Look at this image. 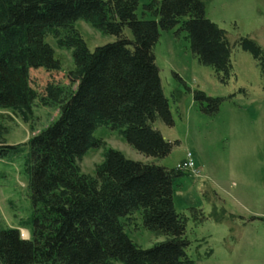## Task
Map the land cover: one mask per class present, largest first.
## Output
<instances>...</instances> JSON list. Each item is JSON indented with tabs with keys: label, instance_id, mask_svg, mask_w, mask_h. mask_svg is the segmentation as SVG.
Masks as SVG:
<instances>
[{
	"label": "trees",
	"instance_id": "16d2710c",
	"mask_svg": "<svg viewBox=\"0 0 264 264\" xmlns=\"http://www.w3.org/2000/svg\"><path fill=\"white\" fill-rule=\"evenodd\" d=\"M208 0H151L139 16L140 0H0V109L29 110L37 95L31 72L56 71L60 62L48 42L73 50L76 87H46L57 103V119L23 144H0V158L27 155L32 216L21 226L31 237L0 221L2 264H195L188 255L186 217L176 209L175 169L127 158L109 148L93 179L77 159L103 146L101 127L121 129L127 143L147 157H167L175 143L155 127L174 126L154 48L162 31L188 35L203 64L228 76L233 46L228 33L207 17ZM149 16V17H148ZM86 20L116 40L91 50L73 24ZM129 30L130 35L126 33ZM243 51L264 68V48L243 37ZM202 112L219 111L221 97L197 90ZM178 143V141H176ZM139 211L148 230L167 236L144 249L122 219Z\"/></svg>",
	"mask_w": 264,
	"mask_h": 264
},
{
	"label": "rangeland",
	"instance_id": "374dc122",
	"mask_svg": "<svg viewBox=\"0 0 264 264\" xmlns=\"http://www.w3.org/2000/svg\"><path fill=\"white\" fill-rule=\"evenodd\" d=\"M150 1L140 0L139 16ZM206 13L227 31L233 46L228 76L203 64L192 53L188 35L176 29L162 31L154 48L175 121L170 127L157 120L155 127L175 143L172 152L161 159L147 157L127 143L121 129L101 127L95 136L103 146L87 151L77 164L81 173L96 179L107 150L113 148L132 160L175 168L180 173L174 180L175 206L186 217L188 255L195 264H264V68L238 44L249 36L264 48V0H208ZM73 26L91 50L116 40L83 19ZM126 33L131 36L129 30ZM47 40L60 68L31 72L30 85L37 97L28 111L0 109V144L26 143L57 119L59 104L45 101L48 84L66 92L76 87L70 80L73 50L59 46L53 36ZM197 90L221 97L219 111L202 112L194 100ZM188 152L195 166L179 170ZM26 160V154L0 158V221L18 227L29 239L31 227L21 226L34 210ZM122 222L144 249L167 239L145 228L139 211Z\"/></svg>",
	"mask_w": 264,
	"mask_h": 264
},
{
	"label": "built area",
	"instance_id": "2783aa9c",
	"mask_svg": "<svg viewBox=\"0 0 264 264\" xmlns=\"http://www.w3.org/2000/svg\"><path fill=\"white\" fill-rule=\"evenodd\" d=\"M187 154L188 155L186 156V158L178 164L177 167L179 170H188V168H192L195 166V161L192 153L188 152Z\"/></svg>",
	"mask_w": 264,
	"mask_h": 264
}]
</instances>
